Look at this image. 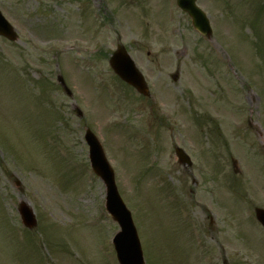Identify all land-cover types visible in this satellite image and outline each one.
I'll use <instances>...</instances> for the list:
<instances>
[{"label": "rangeland", "instance_id": "374dc122", "mask_svg": "<svg viewBox=\"0 0 264 264\" xmlns=\"http://www.w3.org/2000/svg\"><path fill=\"white\" fill-rule=\"evenodd\" d=\"M174 1L0 0V264H116L87 127L145 264H264V0H196L210 42ZM117 46L149 98L109 68Z\"/></svg>", "mask_w": 264, "mask_h": 264}, {"label": "water", "instance_id": "95a60500", "mask_svg": "<svg viewBox=\"0 0 264 264\" xmlns=\"http://www.w3.org/2000/svg\"><path fill=\"white\" fill-rule=\"evenodd\" d=\"M179 5V7L184 10L185 12H188V14L193 19V25L198 30V32L202 33L206 37H209L211 32L209 31V25L208 21L204 17V15L197 10V8L194 5V0H178L176 1ZM9 25L3 21V19L0 16V34H3L7 36L8 38L14 39V37L11 34ZM111 68L114 69L116 74H118L124 81H126L128 84L132 85L133 87H136L140 92H142L144 95L147 94L146 87H144V82L142 80V77L138 74V72L133 67L132 61L126 56V53L124 50H120L110 60ZM87 141L90 142V145L94 149L93 159L94 162L93 165L96 166L97 164L101 165V159L99 157V154L97 153L96 147H94L92 141V136L89 135L87 137ZM179 155L180 162L182 164L188 163L187 158L180 152L177 151ZM98 170V169H97ZM99 171V170H98ZM102 176L105 180L104 183L109 186L112 193V199L110 200L109 204V210L114 215L115 219L118 220L122 229V232L118 234V237L116 238V244L119 246V256L122 264H141V256L139 251V244L137 241V238L135 236V233L132 229V226L130 224V219L128 213L123 208V205L120 203V200L118 199L117 194L115 193L114 188H112V175L109 173H106V170H102ZM25 220L27 221V224H30V215L27 211H23ZM256 218L264 226V211L262 210H256ZM122 258V259H121Z\"/></svg>", "mask_w": 264, "mask_h": 264}]
</instances>
